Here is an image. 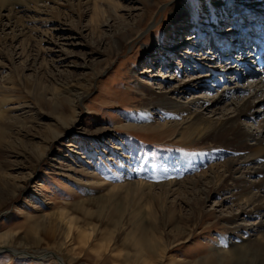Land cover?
Returning <instances> with one entry per match:
<instances>
[{"label":"rangeland","instance_id":"1","mask_svg":"<svg viewBox=\"0 0 264 264\" xmlns=\"http://www.w3.org/2000/svg\"><path fill=\"white\" fill-rule=\"evenodd\" d=\"M33 5L0 16V264H250L229 254L264 233V211L242 214L236 189L202 177L222 174L232 142L194 140L184 112L148 100L222 121L249 99L237 127L264 143V89L251 92L264 76L245 70L264 0ZM254 167L245 179L264 198Z\"/></svg>","mask_w":264,"mask_h":264},{"label":"bare ground","instance_id":"2","mask_svg":"<svg viewBox=\"0 0 264 264\" xmlns=\"http://www.w3.org/2000/svg\"><path fill=\"white\" fill-rule=\"evenodd\" d=\"M75 1H79V0H75ZM37 2H39V0H0V16L4 15L3 11H7V12H10V10L16 11V9L20 7L22 8L24 7L28 9V7L31 8L30 4L35 5L37 4ZM258 3L259 2L252 3V4L250 3V5L247 3L245 4L248 5V7L252 10L251 6L253 4H258ZM185 9H187V7L183 8L181 10V13L185 12L186 11ZM103 10L104 9L101 6L95 4L94 11L96 15H100V14L102 15ZM190 14H191V17L198 18V15H192V13ZM220 26H218L217 28L220 29ZM258 36L252 37V40L254 41L255 38H260L261 40L263 38L262 37L263 35H260V37ZM251 44L252 42L248 45V54L251 48ZM241 63L244 64V61H241ZM254 71H257V70L255 69ZM251 74H252V71L247 72L246 76L248 75L251 76ZM250 86H252V84H250ZM263 89H264V82L262 83V80H260L253 84V86L251 87V92L257 95V93H259L258 91L263 90ZM249 94L251 95V93ZM159 96L160 98H163V101L156 99V98H150L148 100V103L161 106L168 110L184 112L185 115L187 116L186 118L189 123L188 124V135L191 136L192 139L194 140H204V139L213 140L217 136H220V137H227V139L230 142H232L231 144L232 147L230 148H231V154L233 157H230L229 160L225 161L221 165V167H223L222 174H220L221 172L219 173V172L211 170L210 171L211 173L209 175L203 174L202 177L205 178L208 183H210L211 185L215 187H222L223 189L230 187L233 190L236 189L237 192L235 194H240L241 196H243V197H240L243 199L242 203H238L239 207L240 205L241 206L244 205L243 208L241 207L243 209V211H241L242 214L245 212L256 213L259 210L264 211V198L261 197L260 194L257 192H254V191L250 192L251 186L250 184H248L247 179H245V173L246 172L250 173V171H248V169L246 171L243 170V168H249V167L256 166L254 167V169H256L254 172L260 171L264 174V143L261 141V136L258 135V132L254 130H250V129L239 130V128L237 127L238 119H240L241 117L251 116L252 110L254 113L256 112L254 111L255 102H251L249 99H242V101L238 103L236 102L232 115L229 118H226L222 121H208V120L203 121L201 120V114L198 113V111L196 112V111L190 110V107L187 105L174 103L170 98L167 97L166 93L159 94ZM141 115L142 114H140L139 116ZM262 124H263V128L261 132L264 131V119H263ZM215 147H221V145H216ZM245 153L246 154L248 153V154L245 155ZM199 181L200 180L198 179L196 181H192L191 183L193 184V187L197 186V183ZM175 183L177 182L170 181L166 184V187L165 185L160 186V187L165 188V190L167 191L172 186H174ZM133 184L143 185L147 187L153 186L152 184L142 182V181H135ZM201 184L203 183L202 182L199 183V186ZM246 207L248 211L245 209ZM235 218L236 217L234 218L231 217L232 220H234ZM233 223L235 222L233 221ZM232 228L236 230L238 229L247 230V227L242 226V225L241 226L234 225ZM247 231H251V230H247ZM245 240L250 241V239H247V238ZM216 251H217L216 253L219 254L220 256L222 253H225V251H220V250H216ZM48 252L49 251L42 249L40 252H30L27 255H31L37 259H42V258H47L48 256H51L50 254L51 252L50 253ZM226 252L229 253L228 251ZM25 254H26L25 252H21V255H25ZM241 254H245L246 256L249 257L247 262L250 264H264V233L262 235L260 234V236L259 235L256 236L255 239L251 240L250 242H247L243 245L233 248L232 252H230L229 255H233L235 259L239 260ZM229 255L226 256V258L227 257L229 258ZM221 258L223 257H220V259Z\"/></svg>","mask_w":264,"mask_h":264}]
</instances>
